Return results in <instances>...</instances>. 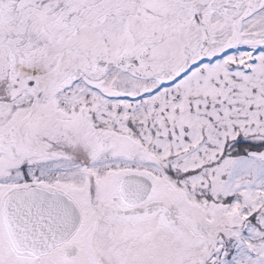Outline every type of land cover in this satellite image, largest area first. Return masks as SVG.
<instances>
[{
    "label": "snow or ice",
    "instance_id": "snow-or-ice-1",
    "mask_svg": "<svg viewBox=\"0 0 264 264\" xmlns=\"http://www.w3.org/2000/svg\"><path fill=\"white\" fill-rule=\"evenodd\" d=\"M0 264H264V0H0Z\"/></svg>",
    "mask_w": 264,
    "mask_h": 264
}]
</instances>
